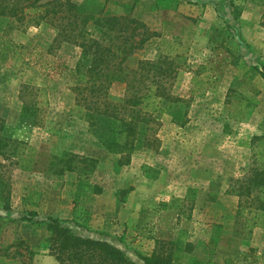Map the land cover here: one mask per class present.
I'll list each match as a JSON object with an SVG mask.
<instances>
[{
	"label": "rangeland",
	"instance_id": "rangeland-1",
	"mask_svg": "<svg viewBox=\"0 0 264 264\" xmlns=\"http://www.w3.org/2000/svg\"><path fill=\"white\" fill-rule=\"evenodd\" d=\"M70 1L83 14L118 17L116 29L128 17L157 32L124 65L163 60L160 77L180 101L149 123L159 146L139 148L120 165L124 153L107 151L76 108L77 87L87 85L77 79L89 63L83 49L57 39L48 24L0 17V135L9 139L0 155L9 197V209L0 203V264H60L49 250L48 217L76 235L110 242L137 264L141 256L169 253L178 236L192 250L177 264H264V230L246 223L253 202L231 186L263 162L256 153L264 151V80L257 71L264 0ZM102 25L83 26L82 36L104 39ZM24 85L27 92L45 87L49 99L35 123L22 115ZM125 87L114 81L108 98L121 101ZM64 153L87 160L55 172ZM18 156L30 157L32 169H21ZM209 194L217 200L209 202ZM30 210L37 217L24 221Z\"/></svg>",
	"mask_w": 264,
	"mask_h": 264
},
{
	"label": "trees",
	"instance_id": "trees-1",
	"mask_svg": "<svg viewBox=\"0 0 264 264\" xmlns=\"http://www.w3.org/2000/svg\"><path fill=\"white\" fill-rule=\"evenodd\" d=\"M76 8L79 9L78 5L70 0H0V17L13 19L19 24H48L57 29V39L72 42L83 49L89 63L83 71L78 72L77 79L87 85L77 87L81 89L79 93L82 95L76 108L79 113L84 112V118L89 121L94 136L107 151L124 153L118 164L126 165L133 151L142 147L156 149L159 146V139L151 131L153 127L149 123L155 122L157 114L166 113L172 103L180 101V97L172 95L170 85L160 77L162 66L166 64L163 60H146L139 62L135 68L124 65L135 51L143 48L146 41L158 37L157 32L150 31L137 19L128 17L121 18L124 20L116 29L118 17L102 16V11L95 15L86 11L83 14ZM87 24H103L104 34L108 35L102 40L88 38L85 33L83 37L81 30ZM115 31L117 36L113 39L111 34ZM172 63L175 62H169ZM257 71L264 80V63ZM114 81L126 84V93L121 101L108 98V87ZM193 83L197 85L198 81L193 79ZM27 89L28 86L24 85L23 90L19 91L21 111L23 116L32 117L35 123L39 110L48 106L49 99L45 87H31L28 92L25 91ZM25 94L32 95L31 100H25ZM196 95L202 97L203 92ZM3 122L1 118L0 130L3 129ZM8 141V138L0 135V155L5 154ZM256 155L258 160L263 161L261 166L251 168L242 178L232 179L231 186L232 192L239 199L253 202L248 209L250 218L246 220L249 230L255 227L264 230V151H258ZM86 160L72 153H64L57 157L56 163L60 167L56 166L54 171H74L81 161ZM17 164L23 170H31L33 167L30 157L18 156ZM216 200L215 194H209V202ZM0 203L3 208L9 209L7 182L1 173ZM245 208L242 206L241 210ZM37 215V211L30 210L22 219L31 221ZM47 221L50 231L49 250L60 264H137L122 249L108 241L76 235L54 217H48ZM191 250L192 243L178 236L166 255L152 253L140 259L143 264H177L184 253ZM194 263L217 264L203 260H195ZM222 264L241 263L226 258Z\"/></svg>",
	"mask_w": 264,
	"mask_h": 264
}]
</instances>
